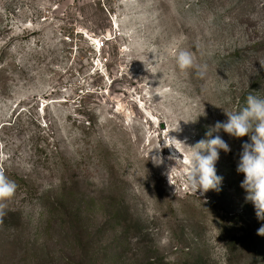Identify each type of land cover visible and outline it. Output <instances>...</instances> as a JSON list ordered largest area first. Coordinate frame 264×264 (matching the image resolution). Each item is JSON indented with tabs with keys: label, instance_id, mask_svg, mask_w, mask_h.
<instances>
[{
	"label": "rangeland",
	"instance_id": "374dc122",
	"mask_svg": "<svg viewBox=\"0 0 264 264\" xmlns=\"http://www.w3.org/2000/svg\"><path fill=\"white\" fill-rule=\"evenodd\" d=\"M261 65L264 0H0V264H264L249 137L213 133L231 151L203 194L171 138L264 98Z\"/></svg>",
	"mask_w": 264,
	"mask_h": 264
},
{
	"label": "clouds",
	"instance_id": "9594fccd",
	"mask_svg": "<svg viewBox=\"0 0 264 264\" xmlns=\"http://www.w3.org/2000/svg\"><path fill=\"white\" fill-rule=\"evenodd\" d=\"M176 59L181 70L196 68L198 76L203 77L206 74L207 67L197 65L191 52L180 51ZM246 99V107L237 112L225 111L227 120L217 121L210 126L206 133L208 138L199 141L194 147H188L184 141L175 137L171 138L187 148L195 149L188 158L190 162L185 182L191 191L196 193L199 190L203 194L209 190H220L223 178L217 175L215 163L219 159V150L225 153L231 151L229 144L220 135L213 136V133L222 130L231 137H249L250 142L242 144L237 172L244 174L241 187L247 191V199L254 204L257 217L264 219V98L249 94ZM170 147L177 150L175 144ZM154 158L160 161L158 164L162 163L159 156ZM169 159L176 161L175 153ZM183 159L182 156L181 160ZM153 161L156 163L154 159ZM171 169L172 167L168 170V175ZM17 187L14 181L7 179L3 172H0V202L13 197ZM3 208V203H0V216L4 214ZM258 234L264 235V227L258 230Z\"/></svg>",
	"mask_w": 264,
	"mask_h": 264
}]
</instances>
